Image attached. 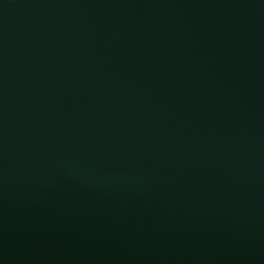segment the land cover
<instances>
[{"label": "water", "instance_id": "obj_1", "mask_svg": "<svg viewBox=\"0 0 264 264\" xmlns=\"http://www.w3.org/2000/svg\"><path fill=\"white\" fill-rule=\"evenodd\" d=\"M0 264H264V0H0Z\"/></svg>", "mask_w": 264, "mask_h": 264}]
</instances>
